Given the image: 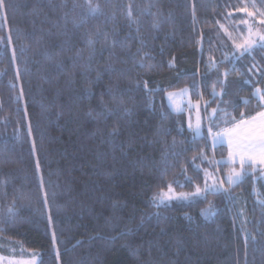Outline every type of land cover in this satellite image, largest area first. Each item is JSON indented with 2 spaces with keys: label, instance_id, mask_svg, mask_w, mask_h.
<instances>
[{
  "label": "trees",
  "instance_id": "1",
  "mask_svg": "<svg viewBox=\"0 0 264 264\" xmlns=\"http://www.w3.org/2000/svg\"><path fill=\"white\" fill-rule=\"evenodd\" d=\"M261 21L264 0H4L0 255L264 264V168L225 184L234 167L217 173L213 158L228 149L207 128L197 138L165 99L189 89L211 100L228 72L212 104L221 111L237 84L250 99L234 121L219 113L215 132L263 111L252 93L264 87V43L237 48ZM211 177L228 194L192 195ZM169 186L190 198L159 206Z\"/></svg>",
  "mask_w": 264,
  "mask_h": 264
},
{
  "label": "rangeland",
  "instance_id": "2",
  "mask_svg": "<svg viewBox=\"0 0 264 264\" xmlns=\"http://www.w3.org/2000/svg\"><path fill=\"white\" fill-rule=\"evenodd\" d=\"M249 31L247 33L248 36L246 35V38H245L246 41H250L252 43V45L255 47L264 43V39H261V37H264V27L263 26L259 25L258 27H255L253 32L251 31L252 32L251 34L249 33ZM227 74H228V72H225L223 74L224 75L223 78L221 79V83L223 85L229 84L230 78L226 77ZM263 74H264V71L262 70L261 75H263ZM248 76L251 77V74H249ZM249 77H247L246 81L252 79ZM221 83H220V81H218V83H217L218 90H215L213 92V96H212L213 99H211V100H205L201 96L200 101H194L192 98L191 91L189 89H183L181 91L168 93L165 96V99H166V104H167L169 110L173 114L185 115V117L188 121L190 130L193 132V134L197 138L204 136L205 135V128H207V132L209 134L208 136L211 135L209 140H210L212 146H214V147H222L223 146L229 150L228 152H231L232 150L230 149V146H229L227 140H225L224 143L217 142L219 139L217 134L222 133L223 130L216 133L214 127L210 126L209 123H216L217 125L220 124L221 122L219 121V116H220L219 113H225V115L232 114L231 121L232 120L234 121L236 118V114H237L235 112L239 111V110H237V108H235V106L239 105L240 103L247 104L249 102L250 98L247 95L240 96L241 87L237 84L232 90V94L234 97L233 100L228 102L221 109V111H219L218 109H220V108H218V106L215 107L212 103L218 102V101L219 102L223 101V88L224 87H220ZM250 83L251 82L249 81L248 84H250ZM250 85H252V83ZM257 90H259V92ZM170 94H171V98H170ZM252 97L255 98L259 102L261 107H263V109H264V99H262V97H264V87H260L256 90H254V92L252 93ZM216 98H219V100L217 101ZM261 112H264V110ZM255 116L257 117V120L260 119L258 117V114ZM252 117H254V116H252ZM224 118H225V116H224ZM251 120L252 119H250L248 121H251ZM197 122H199L200 135H197L196 131H195L196 127H197ZM233 126H231L229 128H232ZM209 129H210V131H209ZM238 157H239L238 155H233L231 158H227V160L225 159L222 161L216 159L215 157L213 158V163H214L215 169L217 168L216 169L217 173H218V167L220 164L225 165V166L234 167L233 170L228 175L225 176V184H228L229 186H235V185L239 184L246 177V175L251 174L253 172V170L264 168V164H259V163H252L251 166L249 165V163L244 164L243 168H242L241 163H239ZM234 172H241V178H240L238 183H229L228 178L230 175H233ZM220 183H219L220 186H218V184L214 180V178L211 177V181L209 182V184H207L206 187L201 188L199 194L195 195V196H197V197L202 196L206 191L208 192V191H219V190H222L223 192L228 194L227 193L228 187L223 186L222 182H220ZM162 194H167V196H170L171 199L166 198L163 200V202H161V200H159V199H156V202L159 206L167 205V204H170L171 202H174V201L187 200L188 198H190L188 196V198L185 199V198H183L182 194L176 193L174 190H171V191L169 190V191L163 192L159 196H161ZM16 251H17L16 257L12 256L10 258H6V257L0 255V264H39L40 263V256L38 255V253L30 252V251H27V250L22 249V248H18Z\"/></svg>",
  "mask_w": 264,
  "mask_h": 264
},
{
  "label": "snow or ice",
  "instance_id": "3",
  "mask_svg": "<svg viewBox=\"0 0 264 264\" xmlns=\"http://www.w3.org/2000/svg\"><path fill=\"white\" fill-rule=\"evenodd\" d=\"M4 6V0H0V7ZM264 23V21H261ZM264 39V37H261ZM247 45V46H246ZM251 47L250 41H245L243 44H238L237 48L243 49V52L249 51ZM243 54V53H241ZM259 92V90H257ZM171 98V94H170ZM264 99V97H262ZM258 117H253L251 121L241 120L238 124H235L232 128H226L222 133H218L219 143H224L227 140L230 149V158L233 155H238L241 161V167L245 162H248L251 166L252 163L264 164V112L258 113ZM196 134L200 135L199 122H197ZM210 131V129H209ZM241 178V172H234L230 175L228 180L229 183H238ZM171 191V186H169ZM200 192L197 187L196 192L192 195H198ZM183 198L187 199L188 194H182ZM171 199L167 194L154 197L163 202L164 199Z\"/></svg>",
  "mask_w": 264,
  "mask_h": 264
},
{
  "label": "crops",
  "instance_id": "4",
  "mask_svg": "<svg viewBox=\"0 0 264 264\" xmlns=\"http://www.w3.org/2000/svg\"><path fill=\"white\" fill-rule=\"evenodd\" d=\"M254 117H256V116H254ZM253 117H251V118H249V119H246L245 121H248V120H250V119H252ZM229 151V150H228ZM227 158H230V152H228V157ZM238 159H239V163H241V161H240V157H238ZM227 160V159H226ZM244 164H248V162H245Z\"/></svg>",
  "mask_w": 264,
  "mask_h": 264
}]
</instances>
